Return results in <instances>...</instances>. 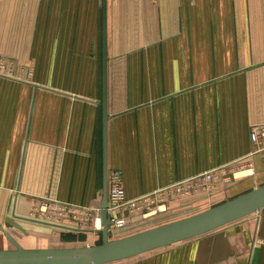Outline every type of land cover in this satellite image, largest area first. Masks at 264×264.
Masks as SVG:
<instances>
[{"label":"crops","instance_id":"obj_1","mask_svg":"<svg viewBox=\"0 0 264 264\" xmlns=\"http://www.w3.org/2000/svg\"><path fill=\"white\" fill-rule=\"evenodd\" d=\"M0 0V226L25 249L96 246L101 232L39 221L41 200L101 208L105 168L127 199L225 166L208 193L130 214L111 240L264 185L250 130L264 124V0ZM107 82L106 157L103 81ZM250 165L252 168H250ZM249 172V173H247ZM264 208L111 264H264ZM14 249L0 231V250Z\"/></svg>","mask_w":264,"mask_h":264},{"label":"water","instance_id":"obj_2","mask_svg":"<svg viewBox=\"0 0 264 264\" xmlns=\"http://www.w3.org/2000/svg\"><path fill=\"white\" fill-rule=\"evenodd\" d=\"M103 67H107L106 0H103ZM104 156L106 157L107 82L103 81ZM107 169L101 202L102 244L78 248L25 249L0 226L14 249L0 250V264H111L212 232L264 208V185L194 216L111 240L108 221Z\"/></svg>","mask_w":264,"mask_h":264},{"label":"built area","instance_id":"obj_3","mask_svg":"<svg viewBox=\"0 0 264 264\" xmlns=\"http://www.w3.org/2000/svg\"><path fill=\"white\" fill-rule=\"evenodd\" d=\"M1 61V60H0ZM251 143L254 146L252 154L264 155V124H254L250 130ZM238 168L244 166H225L218 170L176 183L157 192L129 200L126 197L122 171L112 170L108 174L107 208L105 209L108 221L112 223L111 229H124L130 224V214L142 213L147 219L165 210V200L171 197H188L199 193H208L215 188L218 180L228 181L238 174ZM250 168L251 165H250ZM249 173V172H247ZM101 208H78L69 203L58 200H41L32 210V217L39 221L53 222L64 220L67 226L76 230L90 229L101 232ZM264 244V240L257 241Z\"/></svg>","mask_w":264,"mask_h":264},{"label":"trees","instance_id":"obj_4","mask_svg":"<svg viewBox=\"0 0 264 264\" xmlns=\"http://www.w3.org/2000/svg\"><path fill=\"white\" fill-rule=\"evenodd\" d=\"M100 244H102V241H101V243Z\"/></svg>","mask_w":264,"mask_h":264}]
</instances>
